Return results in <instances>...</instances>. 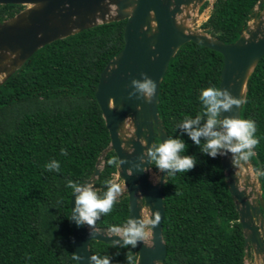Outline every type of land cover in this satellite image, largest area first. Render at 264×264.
<instances>
[{
  "label": "trees",
  "instance_id": "1",
  "mask_svg": "<svg viewBox=\"0 0 264 264\" xmlns=\"http://www.w3.org/2000/svg\"><path fill=\"white\" fill-rule=\"evenodd\" d=\"M256 2L214 0L200 27L225 43L234 42ZM22 8L0 3V22ZM125 22L100 23L44 44L0 84V264H78L68 218L72 192L66 184L89 178L109 143L94 93L100 72L123 47ZM222 66L220 52L187 41L170 58L160 81L157 108L167 137L183 139L184 154L196 158L192 169L163 185V264H244V237L220 155L208 156L176 127L184 117L202 113L200 89L219 87ZM246 86L240 116L256 122L259 143L248 159L255 171L260 164L257 178L264 199V54ZM113 159L110 150L94 182L102 190L116 172L117 164L109 163ZM52 160L59 162L58 172L45 167ZM151 167L158 170L152 162ZM128 212L123 193L110 213L89 226L124 225ZM90 250L110 255L112 264H135L137 257V247L96 240Z\"/></svg>",
  "mask_w": 264,
  "mask_h": 264
},
{
  "label": "water",
  "instance_id": "2",
  "mask_svg": "<svg viewBox=\"0 0 264 264\" xmlns=\"http://www.w3.org/2000/svg\"><path fill=\"white\" fill-rule=\"evenodd\" d=\"M204 2L206 0H0L2 4L23 5L19 12L0 22V84L44 44L100 23L126 20L123 47L100 72L94 93L110 140L99 154L92 174L82 183L90 182L103 193L94 182L99 177L105 154L112 150L117 161H122L116 165V173L123 181L128 198L127 220L143 219V207L149 209L148 220L159 216L154 227H147L149 243L138 241L135 264H163L166 256L162 237L166 176L158 170L155 182L149 178L153 169L147 149L154 145L156 138L161 141L168 138L157 105L160 81L170 58L187 41L220 52L223 66L218 88H227L234 97L240 98L245 97L248 77L264 54V0H257L252 18L231 43L219 40L203 28L201 31L192 29L196 21L192 14L198 13ZM107 6L117 7L118 15L99 20ZM151 15L155 20L154 32ZM141 73L147 74L157 85L149 102L137 95L129 96L133 91L132 79H141ZM240 109L241 105L233 106L231 111L222 112L221 118H241ZM220 162L242 228L244 262L249 248L264 262V199L257 178L260 164L255 171L249 159L231 153L220 155ZM73 203L71 195L70 213ZM111 229L87 224L77 226L71 221L72 246L78 264H89L92 240L113 244L112 241L121 239Z\"/></svg>",
  "mask_w": 264,
  "mask_h": 264
},
{
  "label": "clouds",
  "instance_id": "3",
  "mask_svg": "<svg viewBox=\"0 0 264 264\" xmlns=\"http://www.w3.org/2000/svg\"><path fill=\"white\" fill-rule=\"evenodd\" d=\"M141 77V79H132L133 91L129 93V96L137 95V98L142 97L149 102L156 92L157 85L147 74L141 73ZM198 99L202 105V113L194 117H184L176 124V127L187 133L195 144L201 146V151L210 157L215 158L217 155L228 153L238 154L243 159L253 156L254 149L259 143L256 136V122L237 116L221 118L222 112H229L233 106L246 103V98L234 97L227 88L208 86L200 89ZM201 138L204 141L202 145ZM186 147L183 139L169 136L166 140H158L150 146L147 149V156L158 170L165 173L166 181L169 177L177 173H186L195 166V156L184 154ZM61 153L67 155L66 149H61ZM109 163L120 164L122 161L113 159ZM45 167L57 172L60 170L57 160H52ZM66 187L71 189L74 198L68 218L77 226L92 225L101 214L110 213L120 192V189L111 182L107 183L106 190L102 194L90 182L79 183L68 180ZM158 220V215L152 220L129 218L126 224L111 229L114 235L121 238L112 241L113 245L135 248L138 241H142L147 235V227L149 225L154 227ZM88 260L89 264H112L110 255L93 254Z\"/></svg>",
  "mask_w": 264,
  "mask_h": 264
},
{
  "label": "rangeland",
  "instance_id": "4",
  "mask_svg": "<svg viewBox=\"0 0 264 264\" xmlns=\"http://www.w3.org/2000/svg\"><path fill=\"white\" fill-rule=\"evenodd\" d=\"M206 6L200 10L198 13L192 14L193 19L196 20L195 23L192 24V29L194 30H198L201 31V27L200 24L206 20V18L208 17V14L210 12L211 9V4H212V0H206ZM25 7H28V5H25ZM118 8L115 6H107L103 13H100V18L99 20H103L106 18H110L113 16H117L118 14ZM191 24V22H189ZM2 78V75H0V79ZM153 178L156 180V178L159 176V171H154L153 170ZM253 176L256 178V173H253ZM110 182L114 185H116L119 189L120 192L117 195V197H119L121 194L124 193V185H123V181L122 179L117 175V173L115 172L111 179ZM244 264H264L263 260L261 259V256L254 254L253 249L249 248L248 250V256L246 257V260L244 262Z\"/></svg>",
  "mask_w": 264,
  "mask_h": 264
},
{
  "label": "bare ground",
  "instance_id": "5",
  "mask_svg": "<svg viewBox=\"0 0 264 264\" xmlns=\"http://www.w3.org/2000/svg\"><path fill=\"white\" fill-rule=\"evenodd\" d=\"M150 19H151V26H152L151 28H152V31L154 32L155 31V20L153 19L152 15H151ZM149 178L154 181L153 174L150 175ZM141 214H142V218L143 219H147L148 220L149 219V209H148V207H143L142 210H141ZM146 231H147V235L145 236V238L143 240L146 243H149L150 230L147 228Z\"/></svg>",
  "mask_w": 264,
  "mask_h": 264
}]
</instances>
